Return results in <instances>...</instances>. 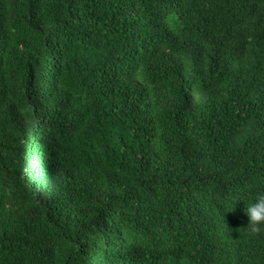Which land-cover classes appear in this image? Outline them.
<instances>
[{
    "label": "trees",
    "instance_id": "16d2710c",
    "mask_svg": "<svg viewBox=\"0 0 264 264\" xmlns=\"http://www.w3.org/2000/svg\"><path fill=\"white\" fill-rule=\"evenodd\" d=\"M264 0H0V264H264Z\"/></svg>",
    "mask_w": 264,
    "mask_h": 264
},
{
    "label": "clouds",
    "instance_id": "9594fccd",
    "mask_svg": "<svg viewBox=\"0 0 264 264\" xmlns=\"http://www.w3.org/2000/svg\"><path fill=\"white\" fill-rule=\"evenodd\" d=\"M249 222L246 230L249 235L264 233V194L257 195L245 209Z\"/></svg>",
    "mask_w": 264,
    "mask_h": 264
}]
</instances>
